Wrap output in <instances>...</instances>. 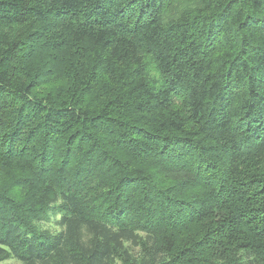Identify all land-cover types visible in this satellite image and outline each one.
Returning <instances> with one entry per match:
<instances>
[{
	"label": "trees",
	"instance_id": "1",
	"mask_svg": "<svg viewBox=\"0 0 264 264\" xmlns=\"http://www.w3.org/2000/svg\"><path fill=\"white\" fill-rule=\"evenodd\" d=\"M7 260L264 264V0H0Z\"/></svg>",
	"mask_w": 264,
	"mask_h": 264
},
{
	"label": "rangeland",
	"instance_id": "2",
	"mask_svg": "<svg viewBox=\"0 0 264 264\" xmlns=\"http://www.w3.org/2000/svg\"><path fill=\"white\" fill-rule=\"evenodd\" d=\"M57 219L56 215H50L47 216L46 220L41 223V226L43 228L49 229L51 231H56L58 229L57 224L55 223V220ZM2 264H20L15 260H7L3 262Z\"/></svg>",
	"mask_w": 264,
	"mask_h": 264
}]
</instances>
